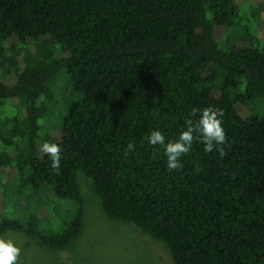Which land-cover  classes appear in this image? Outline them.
Listing matches in <instances>:
<instances>
[{"label":"trees","instance_id":"trees-1","mask_svg":"<svg viewBox=\"0 0 264 264\" xmlns=\"http://www.w3.org/2000/svg\"><path fill=\"white\" fill-rule=\"evenodd\" d=\"M215 25L235 34L229 47ZM62 69L82 97L52 138L39 133L38 100ZM256 98L264 0H0V105L15 109L0 121V234L67 247L82 228L80 170L104 213L163 243L171 264H264V117L244 112ZM209 105L223 110L227 155L194 142L169 171L145 137L175 140L191 110ZM45 141L62 148L59 175ZM42 196L53 216L39 212Z\"/></svg>","mask_w":264,"mask_h":264},{"label":"rangeland","instance_id":"rangeland-1","mask_svg":"<svg viewBox=\"0 0 264 264\" xmlns=\"http://www.w3.org/2000/svg\"><path fill=\"white\" fill-rule=\"evenodd\" d=\"M249 1L252 5L258 2V0ZM246 10V5L241 7L239 15L244 18L242 22L248 28L254 29L252 33L248 30L251 36L261 39L255 29V22L247 16ZM213 32L218 45L223 48L229 47V44L226 46L228 40L231 39V43L236 38L235 34L222 26L215 25ZM262 46L260 44L261 50H263ZM69 79L66 71L62 69L49 80L51 98L48 100L43 96L39 98L38 102L43 101L45 109L39 120L40 134L48 133L52 138L56 137L68 105L81 99V93L72 89ZM240 90H243V87ZM244 110L247 114L264 117V98L249 101ZM14 112L15 109L9 101H5L0 105V121L8 119ZM76 176L84 201L80 233L67 247L51 249L40 245L34 238L22 232L9 230L3 232L0 237L13 240L21 249L18 264H171L169 251L163 243L128 223L108 217L101 208L89 178L80 170H77ZM53 200L58 204L63 202ZM52 203H46L42 196L39 205L42 207L39 212L53 216V207L56 205ZM21 205L24 206L23 200ZM25 211H29L27 207Z\"/></svg>","mask_w":264,"mask_h":264},{"label":"clouds","instance_id":"clouds-1","mask_svg":"<svg viewBox=\"0 0 264 264\" xmlns=\"http://www.w3.org/2000/svg\"><path fill=\"white\" fill-rule=\"evenodd\" d=\"M223 110L209 105L204 108L195 107L184 122V130L179 132L175 140L165 141L160 130H152L145 137L147 143L156 148L162 147L166 157V167L169 171H179L183 168L181 158L187 155L194 142L202 144L204 152L215 150L221 158L227 155L225 147L229 144L223 127ZM135 145L129 142L123 149L127 156L134 151ZM42 156L50 158L51 170L60 174L62 148L58 142L45 141L40 145ZM21 249L11 239L0 237V264H18Z\"/></svg>","mask_w":264,"mask_h":264}]
</instances>
